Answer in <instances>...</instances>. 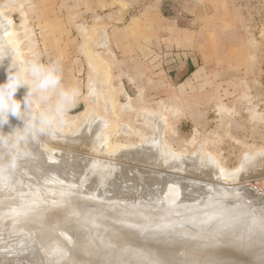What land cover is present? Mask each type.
<instances>
[{"label":"rangeland","instance_id":"374dc122","mask_svg":"<svg viewBox=\"0 0 264 264\" xmlns=\"http://www.w3.org/2000/svg\"><path fill=\"white\" fill-rule=\"evenodd\" d=\"M151 1L155 2L157 0ZM111 5L110 8L112 9L94 12L88 10L89 6L85 0H0V14H2V16L0 15V22L4 23L0 25V32L3 34V30H8L12 39L15 38L12 55L16 59L22 56L21 59L18 58L21 60L19 63H23L22 65H26L33 59L42 64L58 62L62 73V85L66 88L78 90V95L66 106L62 116L55 122L54 128L56 127L57 130L50 129L54 134L59 133L58 136L68 137L69 142H65L64 137L65 141L63 142V139L59 140L53 136L47 135V137L40 134H36L34 138L39 137V141L41 136L44 139L39 141L40 144L44 145L46 140L44 146L51 148L50 145H54L52 146L53 150L50 149V151L55 152L57 149L60 154L56 153L54 156L68 158L69 160H73L71 158L78 156V153L86 155V158L88 156L103 158L104 160L112 158L109 161H113L115 157H118L117 155H120V152H123L124 155L132 154L131 156L135 155L139 161L143 160L144 162H140L139 167H145L151 165L152 162L146 160L145 157L142 158V156L150 150L151 152L149 151L146 157L154 154L151 157L155 158L153 159L156 160L154 164H157L158 168L153 163L152 165L155 167L145 168L154 169L153 171L156 170L157 173V170H159L162 174L165 173L167 179L170 177L167 174L172 175L174 180L169 178L172 183L176 179H178L177 181L181 179L185 181L196 180L198 183L205 182L209 186L210 182L211 187L206 186V188L215 189L222 186L224 189L221 190H224V194H226L225 187L229 185V188L226 189L228 190L234 186L235 190L242 189V199L239 200L240 202L237 201L239 203H235L236 199L240 198L227 200L231 197L226 196L227 199L217 197L216 200L220 198L221 200L216 201L213 200V198H216L213 194L215 197H212V203L206 206L207 200L203 199L206 202V204L203 203L205 207L201 208L199 212L193 213L195 214L193 218L196 217V220L193 219L188 222L186 221L189 214H182L177 218H174L171 214V217L160 220L163 217L161 214H157V217H161L157 219L155 216L149 217L142 210L136 211L139 221L137 219L135 221V218H132V220L127 218L126 214L119 213L114 205V202L118 199L114 198L115 201L112 202V195H104L106 198L102 196V198L99 197L101 201H97V195L92 194V197H87L83 195L82 189H80L81 193L76 187L71 191L64 192L65 186L63 183H57L58 185L52 189L56 192L46 187L44 190V188H40L39 184L37 187L30 183L23 194L27 195L35 189L44 191L45 194H48L49 190L50 193H53L47 196L41 195L31 202H23L21 198L12 201L4 198V200L0 199V230L2 232L5 230V233L0 234V248L3 247L2 245L5 244L6 240H10L11 243H17L20 240L22 242L26 241L23 247L26 248L28 244H32V252H35V249L43 251L41 256L33 259L35 264H40L43 260L56 261V259L60 264H147L146 260L149 264H189L190 261L193 262L192 264H205L207 259L184 260V258L191 256L194 258L195 255H199L196 252H204L201 256L203 254L208 257L213 256V260L216 254L223 255V253H226L227 255L220 258L224 262L229 261L226 259L230 258L236 264H264V166L261 167L260 165L261 170H263L261 171L258 165L259 160L255 159L258 164H255L257 162L253 164L254 169H259L260 171L257 170L259 174L254 169H250L253 168V165L246 169L249 170L248 172L243 170L244 168L240 169V165L243 164V161H241L242 156L243 159L245 158V150L256 147L258 150L255 148L254 150L260 152L259 149L264 148V0H163L162 5L158 6L160 13L165 17L180 16V19L182 17L180 26L183 25L182 21L187 18L191 19V25L187 27L195 30V32L202 26H208L209 33L204 38L203 44L200 45L201 49L198 50V53L197 51L179 48L176 45L170 46L162 42L152 41L154 36L153 26L146 20V13L140 11L142 6L118 1H112ZM118 7L120 10H116ZM8 23H11V25L9 26ZM184 27L186 26L184 25ZM162 38L163 34H159L160 41ZM3 41L1 39L0 42L3 44ZM2 46H0L1 51L5 49L6 44L4 43ZM18 50L19 53L16 52ZM190 56L193 58L196 67L203 68L198 81L193 80V84H199L200 90L198 89V93L202 95L203 105L199 109L194 108L193 111L189 108L191 105L182 106L176 101L168 100L170 86L181 82L190 71L188 66ZM90 83L93 86L92 90L89 88ZM89 91H94L96 94L89 93ZM110 91L112 92L110 93ZM16 96L18 97V94ZM107 97L113 101H110ZM37 101L39 103L38 107L36 108L33 105V111L34 107L37 112L39 110L43 111V109H51L54 107L51 106V101H56V96L53 95L47 101H40L39 99ZM124 104H128L129 108L122 109ZM111 106H114L113 109ZM187 107L188 109H186ZM113 110L118 113L117 116ZM188 110L191 111L190 115L185 114ZM146 111H149V116ZM253 112L258 116L254 117ZM12 116L13 114L9 113L10 119ZM24 116L20 119L15 118L14 115V119L18 118L19 124L13 120L18 126L20 125V129H22V126L24 127V125H21V123L24 124L22 119H27L26 113ZM83 116L85 118L79 122ZM114 119L117 123H122L120 124V130L114 135V139L116 143L119 142L118 147L127 148L119 147L120 152L117 151L119 153L114 155L115 157L113 154H109H115V150V152L101 150L103 141L100 142V148V145L96 146L100 144L97 139L99 141L103 140L99 134V130H102L100 125L102 124L104 127V124L106 126ZM76 125L79 127L78 131L81 132H77L78 127ZM97 126L98 130H96ZM74 128L76 129L74 130ZM122 130L125 133L132 132L135 134H124ZM69 134L73 135L70 136ZM152 136L153 138H151ZM144 137L146 141L150 138L152 140L150 142L154 143L150 145L144 143ZM34 138L32 139L35 140ZM45 138L50 141L48 142ZM71 139H79L80 142L79 140L78 142L76 140L70 142ZM157 139L166 142L173 151L184 156H179L180 161L175 158L171 159L174 161L173 164L168 159L167 163L164 164H171L169 166L163 163L159 165L158 163L161 161L160 153H156L158 151L154 146H151L156 144ZM84 140L91 144L84 143ZM38 141L35 140L37 143ZM93 143L97 144L94 145ZM92 145L94 148L95 146L98 148L93 150ZM199 146L210 153L206 155L204 152L206 156H203L211 164L208 165L205 160L198 161L194 159L193 153ZM53 147H55V150ZM138 147L141 149L139 150ZM146 148L150 149L147 150ZM59 149L63 152L65 150V153H60L61 150L59 151ZM76 150L80 151L77 152ZM66 151H70L71 154L75 153V155H72L74 157L69 153L68 156ZM94 151L98 152V155ZM261 152V155H264V149ZM155 153L159 157L155 156ZM102 155L105 157H102ZM123 156L119 157L122 158ZM126 157L124 156L125 160L128 159L127 161L121 159V162H119L120 158L114 161L124 165L131 163L130 167L138 165L135 164L136 162L139 163L138 161H132V157L128 158V155ZM209 159H212V161ZM214 159L219 166L213 161ZM133 160H136V158H133ZM203 161L206 163H203L204 166L202 165ZM240 162L242 164L237 168ZM141 163H147L148 165H141ZM186 163L195 164L192 166L194 171L200 165L201 168L198 169L202 171L204 168L205 171L207 170L206 174H208L209 169H211L210 173H215V170L221 167L227 170V173L237 168L238 172L245 171L249 174L250 171H253L257 176H253L250 172L251 177L240 178L241 182L244 181L243 186L245 187H243L241 182L237 183L240 181L239 176H235L237 171L228 174L231 179L225 176V181H228L224 182L223 180L222 183L220 178L224 179V177L220 176L218 179V176H216L219 175L220 170L217 174L215 173L214 178L210 174L207 175L210 176L209 178L203 174L204 170L201 172L196 169L199 172L197 174L201 173L200 175H202L199 177L200 175L198 176L195 174L196 172H192V169L188 168L189 165H185ZM213 164L214 166L207 169V165ZM172 165L176 167L182 165L180 169L184 174H181L179 169L176 171L177 168L175 167H173V170ZM159 166L171 167L166 169ZM184 166L186 169H183ZM214 167L215 170L212 169ZM127 170L130 171V169ZM187 170H190L195 176H192ZM241 172L238 173L240 176L243 173ZM248 174H244V176H248ZM232 176L239 180L235 178L237 180L235 181ZM62 177H66V175L63 174ZM181 181L177 182L178 184L174 183L176 185L180 183L181 185L184 182ZM49 182H45L46 185H50L47 186L48 188H51L53 184L55 185L53 180ZM156 182H159V184L152 191L159 194L160 189L162 192L161 176H157ZM146 184L144 183V188H139L143 192H140L141 195L145 196V205L142 206L143 198L140 200L142 203L137 204L134 201V204L136 203L135 205H140L139 207L142 208L148 204L150 205L152 199L155 198V205L152 202L150 206L154 205V208L157 205L160 206L161 201L163 202L164 197L167 195L163 192L161 196L147 194L146 192H149L148 188L151 187L148 184L145 187ZM218 184L219 186H217ZM237 184H241L242 187ZM212 185L216 186L212 188ZM248 187L250 188L248 189ZM254 187L257 189L255 190ZM201 188V185L197 186V190ZM144 189L146 190L144 191ZM238 191L236 194L240 195L241 190ZM153 192H151L152 195ZM223 192L221 193L223 194ZM230 192L234 194L236 191ZM221 193L216 194L221 195ZM199 195L203 196V193L198 192L195 194V196ZM243 195H245L244 198ZM107 197L111 201V205L102 202V200L107 201ZM200 199L195 201H201ZM223 200L227 202H225L226 204L232 201V204H228L230 208L224 207L229 211L226 212V218L233 215H227L228 213L234 212L238 219H233L235 223L227 227L228 229L224 228V231L215 234L220 223L219 220L217 222L214 220L217 215L216 208L225 204H223ZM123 202L126 203L127 201ZM131 202L128 201V203ZM29 203H32L33 206H29ZM115 204L117 205V203ZM199 205L201 204L199 203ZM196 209L198 210V206H196ZM238 209L243 210L241 211L243 214L239 213ZM110 211L114 214H111ZM238 216L241 217L242 223L235 221L240 219ZM185 217L186 220L181 219ZM222 217L225 218V214ZM180 219L184 222H181ZM177 220L180 222H176ZM226 220L228 222L229 218ZM229 221L230 223L233 222L231 219ZM27 224L32 225L31 227H35L38 231H33L30 234L31 236L23 235L25 232H22L30 228V226L25 227ZM11 233L15 234L17 238ZM6 234L8 236L5 237ZM7 237L10 239H7ZM147 242L154 244L151 246L155 250L157 247H161L155 252L147 251L146 253L144 250H140L139 247L141 243ZM169 247H176L185 256H180L182 258L180 260L174 257L167 258L171 255L161 254L167 252ZM4 249L2 248L0 257L9 254L3 253ZM60 255L61 257L58 259ZM22 257L20 254L15 255L14 258L0 264H15L22 261ZM213 263L215 262L211 264Z\"/></svg>","mask_w":264,"mask_h":264},{"label":"bare ground","instance_id":"6f19581e","mask_svg":"<svg viewBox=\"0 0 264 264\" xmlns=\"http://www.w3.org/2000/svg\"><path fill=\"white\" fill-rule=\"evenodd\" d=\"M1 16H2V14H0ZM1 16H0V18H1ZM3 22H0V25L2 24ZM24 23V22H23ZM4 24V23H3ZM9 24V26L11 25V23H8ZM7 24V25H8ZM6 25V26H7ZM9 26H8V28H9ZM11 30V29H10ZM4 32H3V34H2V32H0V41H1V39L2 40H4L3 41V44L5 43L6 44V46H4V48L5 49H3L2 51L0 50V84H4V83H6L7 82V79H8V76L10 75V74H13V73H15V71L23 64V63H19V62H21V60H19L18 58H20V56L19 57H17V59L12 55V50H13V47H15V38H13L14 39V41H13V39H12V37H11V35H10V31L8 32V30H3ZM15 35V34H14ZM14 35H13V37H14ZM17 42V41H16ZM1 44H0V46H2L3 44H2V42H0ZM3 47V46H2ZM18 47V46H17ZM0 49H1V47H0ZM7 51V52H6ZM17 53H19V50L18 51H16ZM14 55H16L15 53H13ZM21 58H22V56H21ZM20 58V59H21ZM12 67H11V66ZM9 67V68H8ZM94 80V79H93ZM92 83H90V85H91ZM89 85V88L91 89V88H93V86L91 87ZM92 90V89H91ZM94 90V89H93ZM95 91V90H94ZM94 91H91L92 93H94V94H96V92H94ZM113 91V90H112ZM112 91H110V93L112 92ZM27 92H28V87H27V85H20V86H18L17 87V90L15 91V93L13 94V96H14V99H16L17 101H19L20 102V105H21V109L23 110V108L25 107V103H24V98H25V96L27 95ZM90 91H89V93H91ZM109 93V95H111ZM16 94H18V97L16 96ZM108 95V96H109ZM114 95V94H113ZM112 95V96H113ZM20 96H22V97H20ZM98 97V96H97ZM108 98V97H107ZM109 99V98H108ZM110 101H113V100H111V99H109ZM109 101V102H110ZM55 102L56 101H54V102H52L51 101V106H54L55 105ZM54 103V104H53ZM112 103H115V102H112ZM38 101H37V99L35 100V102H34V106L37 108L38 107ZM50 104V103H49ZM116 104V103H115ZM113 105V104H112ZM110 106V105H109ZM34 107V111H35V108ZM112 107V106H111ZM110 107V108H111ZM114 107V106H113ZM113 107H112V109H113ZM125 107H128V104H124L123 106H122V109L123 108H125ZM33 108V107H32ZM129 108V107H128ZM44 110H48V109H43V111ZM91 110H93V109H91ZM90 110V111H91ZM40 111V110H39ZM35 112H37V109H36V111ZM95 112V111H94ZM113 112L116 114V116L118 115V113H116V111H114L113 110ZM147 112V111H146ZM149 112V111H148ZM148 112L146 113L147 115H148ZM178 112V111H177ZM151 113V112H150ZM149 113V114H150ZM254 114H253V116L255 117L257 114L255 113V112H253ZM11 114V113H10ZM24 116V115H23ZM22 116V117H23ZM115 116V115H114ZM116 116H115V118H116ZM149 116V115H148ZM258 116V115H257ZM10 117H11V115H10ZM10 117H9V114H8V121H7V123H5V124H3V125H0V136H5V137H7L8 138V144L7 145H5V146H0V165H7L10 161H12L13 159H15V167L13 168V169H10L8 172H7V178L6 179H4V180H0V199L2 198H4L5 200H9V201H12V200H19V198H21V200L23 201V202H25V201H28V202H31V201H34V199L36 198H39L41 195H45V196H47V195H51L53 192L52 191H54V190H52V189H54L55 188V186H57L58 184L57 183H63V185L65 186V189H64V192H68V191H71V190H73V189H75V187H76V189L78 188L79 190L80 189H82L83 190V195H85V196H87V197H92V194H94V195H97L96 197H97V201H99L100 199H99V197L100 198H102V196L104 197V195H112L113 196V199L111 200L112 202H114L115 200H114V198H116V199H118V201H120L119 203H118V201H115L114 202V205L116 206V208H117V210L119 211V213H122V214H126L127 216V218H135V221H136V219H137V217H138V215H137V210H142V212H145V214L146 215H148L149 217H152V216H155V217H157V214L158 215H162L163 217H162V219H160L159 217H157V219L159 218L160 220H165L164 218H168V217H171V216H173L174 218L176 217H180L182 214H189V216H188V220L186 221V222H188V221H192L193 219L194 220H196L195 218H193V216H195V214H193V213H195L196 211H200V209L201 208H203V207H205L204 205H203V203L205 202V200H207V204H206V202H205V204H206V206L207 205H209L210 203H212V201L215 199H218L217 197H223V199H227L228 197H231V198H229V199H227V200H235L236 198H240V199H236V202L235 203H239L240 201L239 200H241L242 199V197H241V195L243 194L242 192V189H237V190H235V188H234V186L232 187V186H230V187H232L231 189H228V190H230V191H233V192H235L234 194H232V192H230V191H228V190H226L227 188H229V185H228V187H225L226 189H225V193L226 194H224V190H221V189H224L222 186H220V190L217 188H213L214 186H216V185H212V188L213 189H211V188H206V186H207V184L205 183V182H202V183H204L205 185H203L202 183H198L196 180H183V179H181V178H179V179H181L182 181H184V182H182L181 180H179V181H177L178 179H176V181H173V183H172V181L171 180H174V178H172V175H170V174H167V172H166V174H167V176H170V177H168V179L169 178H171V180L169 179H167V177H165V173L164 174H162L161 172H159V170H157L158 171V173L156 172V170L155 171H153L154 169H152V170H149V169H147V168H145V167H157V164L155 165L154 163H156L155 161L156 160H153V159H155V158H153V157H151V156H153V155H148L147 157H146V155H147V153H149V151L147 152L145 149V156L143 155L142 156V158H144L145 157V159L146 160H150V162H152L153 163V165H155V166H153L152 165V163H150L151 165H149V166H145V167H139V164H140V162H144L143 160H141V161H139V159H138V157H135V155L134 156H131L132 154H127L128 155V158H131L132 159V161H138L139 163H135V164H138L137 166L136 165H133V166H131L130 167V164L128 165V164H123V163H119V162H121V159L122 160H124V161H127V160H125L127 157V155H124V153L122 154L121 152H120V149H119V147H121V148H124L123 146H119L118 147V145H119V142L118 143H116V141H115V139H114V135H116L117 133H118V131L120 130V124H122V123H117L116 122V119H114V121H112V122H110V123H106L107 125L105 126V124H104V127H103V125L101 124L100 125V128L102 129V130H99V134L101 135V137L103 138V140H101V141H99L98 139H97V141L100 143H102V141H103V146H102V148H101V150H108L109 152H110V150H111V152L112 151H114L115 152V154L114 153H109V154H113V156L114 155H117V153H119L120 152V155H117L118 157L116 158L115 156V158L113 159V161H109L110 159H112V158H110V159H107V160H104L103 158L102 159H100V158H96V157H91V156H88V158H86V155H81V154H78L77 153V155L78 156H72V155H75V153H72L71 154V152L69 151V152H67V154L69 153V154H71V156L72 157H74V158H71V159H73V160H69L68 158H62V157H59V158H57V156H54V154L56 155V153H58L59 154V152H57V149H56V151L55 152H52V151H50V149H52V146H54V145H50L51 146V148H49V146H44V145H46V140H45V144L44 145H42V144H40V140H42L43 141V139L44 138H42L41 136H40V140L38 141V139H39V137H37L36 136V138H34V137H32L31 135L30 136H28L26 139H24V140H17V138L18 137H20V136H22L24 133H23V126H22V129H20L21 127H20V125L18 126V124H19V121H17V119L19 118H17V119H14V115L12 116V118L10 119ZM17 116H15V118H16ZM21 117V118H22ZM96 117V116H95ZM94 117V118H95ZM158 117V116H157ZM162 118H163V116H161ZM161 117H160V119H161ZM20 118V119H21ZM24 118H26L25 116H24ZM83 118H85V116H83L82 118H81V120H79V122L80 121H82V119ZM88 118V117H87ZM98 118V117H97ZM16 121V123H18V124H16L15 123V121ZM19 119V120H20ZM159 119V118H158ZM164 119V118H163ZM26 120V119H25ZM87 120V119H86ZM98 120V119H97ZM153 120V119H152ZM21 121V120H20ZM24 120L22 119V122H23ZM159 121H161V120H159ZM72 122V121H71ZM78 122V123H79ZM85 122V121H84ZM101 122H102V120H101ZM104 122V121H103ZM83 123V122H82ZM81 123V125H83ZM162 123V122H161ZM164 123V122H163ZM21 125H24V124H22L21 123ZM99 125V124H98ZM112 125H113V127H112ZM157 125H158V123H157ZM164 125H167V124H164ZM77 127H78V125H76ZM20 127V128H19ZM127 127V126H126ZM125 127V128H126ZM156 127V126H155ZM164 127H166V126H164ZM163 127V128H164ZM168 127V126H167ZM81 128V127H80ZM97 129L96 130H98V126L96 127ZM123 128H124V126H123ZM128 128V127H127ZM159 128H162V127H159ZM158 128V129H159ZM54 129H56V127L54 128L53 127V130ZM60 129V128H59ZM76 128H74V130H75ZM78 129H79V127L77 128V132H81V131H78ZM129 129V128H128ZM128 129H127V131H128ZM57 130V129H56ZM125 130V129H124ZM124 130H122L123 132H124ZM61 131V130H60ZM129 131H131V130H129ZM161 131H162V129H161ZM55 132V131H54ZM76 132V133H77ZM138 132V131H137ZM136 132V133H137ZM96 133H98V132H96ZM102 133V134H101ZM128 134H131L132 132H127ZM127 133H125L124 132V134H127ZM59 134V133H58ZM58 134H54L52 131H50V130H47L44 134H40V135H45V136H53V137H55V138H57V139H59V140H61V139H63V137L64 136H62V135H59L58 136ZM77 134H79V133H77ZM132 134H135V133H132ZM39 135V134H38ZM65 135V134H64ZM70 136H72L71 134H69ZM75 135V134H74ZM103 135V136H102ZM104 135H106L105 137H104ZM45 136H43V137H45ZM47 136V137H48ZM161 136H162V133H161ZM95 137H96V134H95ZM94 137V138H95ZM141 137V136H140ZM155 137V136H154ZM32 138H34L36 141H38V143L37 142H35V140H33ZM42 138V139H41ZM65 139H66V141H65V139H63V142L65 141V142H69V140L67 139L68 137H64ZM72 138V137H71ZM74 138V137H73ZM97 138V137H96ZM96 138H95V140H96ZM99 138V137H98ZM142 139H143V137H141ZM151 138H153V136L151 137ZM162 138V137H161ZM45 139H47L48 140V138H45ZM149 139V140H148ZM147 139V141H149V142H147L146 140H145V137H144V143H146V144H148V145H150V144H153L154 142H150V138H148ZM155 139V138H154ZM76 139H71L70 140V142H74ZM79 140V139H78ZM78 140H76L77 142H78ZM41 141V142H42ZM50 140H48V142H49ZM87 141V140H86ZM85 140H84V143H86V144H91V143H89V142H86ZM89 141V140H88ZM152 141V140H151ZM79 142H80V140H79ZM96 142V141H95ZM97 142V143H98ZM51 143V142H50ZM97 143H93L94 145L95 144H97ZM101 143L100 144H97L96 146H99V148L101 147ZM142 143V142H141ZM82 144V143H81ZM121 145V144H120ZM131 145H133V144H131ZM57 146V145H56ZM59 146V145H58ZM95 146V148L93 147V145H92V147H93V150L94 149H97L98 147H96ZM135 146V145H134ZM151 146H154L155 147V149H156V151H158V152H156V153H160L159 155H160V158H161V161L158 163L159 165L161 164V163H167V161H168V159H169V161L171 160V159H173V158H175L176 160L178 159H180L179 158V156L181 155L179 152H176V151H173L170 147H169V145H167V143L166 142H164V141H162L161 139H157L156 140V144L155 145H151ZM150 146V147H151ZM250 146V145H249ZM61 147V146H60ZM59 147V148H60ZM89 147L91 148V146L89 145ZM130 147V146H129ZM144 147H146V146H144ZM261 147H263V146H261ZM261 147H259V148H261ZM54 148V150H55V147H53ZM63 148V147H62ZM65 148V147H64ZM132 148H133V146H132ZM139 148V147H138ZM255 149H256V147H254ZM254 148H248L247 150H245L246 152H245V155H244V159H243V156H242V159H241V161H243V164L240 162L239 164H238V166H237V168L239 167V165L240 164H242V165H240V169H242V168H244L243 170H246V169H248L249 167H251L255 162H257V161H255V159H257V160H259V164H258V162L257 163H255V164H258L259 165V168H260V165H261V167L262 166H264V163H263V165H262V160L264 159V155H261L262 154V150L264 149H259L260 150V152L259 151H255L254 150ZM69 149V148H68ZM75 149V148H74ZM124 149H127V148H124ZM130 149V148H129ZM141 148H139V150H140ZM147 150L148 149H150V148H146ZM152 149V148H151ZM53 150V149H52ZM61 149H59V151H60ZM71 150V149H70ZM73 150V149H72ZM100 150V149H99ZM256 150H258V148L256 149ZM77 152H79L78 150H76ZM98 151V150H97ZM117 151H119V152H117ZM122 151V150H121ZM127 151V150H126ZM129 151V150H128ZM127 151V152H128ZM142 151V150H141ZM63 152V150H61L60 151V153H62ZM97 155H98V152H100V151H98V152H96V151H94ZM130 152V151H129ZM138 152V151H137ZM151 152V151H150ZM195 153H193L194 155H193V157H194V159H197L198 161L200 160V161H202V160H205V161H207L206 160V158L204 157V156H206V155H209L210 153H207L206 151H204V148L203 147H201V146H199L197 149H196V151H194ZM204 152H205V154L206 155H204ZM254 152V153H253ZM259 152V153H258ZM63 153H65V150H64V152ZM81 153V152H80ZM87 153V152H86ZM138 153H141V152H138ZM156 153H155V156H158V155H156ZM244 153V152H243ZM57 154V155H58ZM66 154V155H67ZM69 154H68V156H69ZM85 154V153H84ZM87 154H89V153H87ZM92 154V153H91ZM108 154V155H109ZM122 154V155H121ZM151 154V153H150ZM192 154V153H191ZM264 154V153H263ZM60 155V154H59ZM65 155V154H64ZM64 155H62L63 157H64ZM81 155V156H80ZM94 155V154H93ZM105 155H107L106 153H105ZM126 157V158H124V156ZM204 155V156H203ZM212 155V154H211ZM210 155V157H212ZM243 155V154H242ZM259 155H261L260 157H259ZM94 156H96V155H94ZM104 155H102V157H103ZM109 156H111L112 157V155H109ZM108 156V157H109ZM119 156H123L122 158L121 157H119ZM181 156H184V155H181ZM67 157V156H66ZM105 157V156H104ZM159 157V156H158ZM204 157V158H203ZM207 157H209V156H207ZM255 157H257V158H255ZM61 158V159H60ZM118 158H120V160H119V162H117V163H115V159H117L118 160ZM124 158V159H123ZM133 158H136V160H133ZM141 158V157H140ZM141 158V159H142ZM147 158H150V159H147ZM258 158H261V159H258ZM138 159V160H137ZM156 159H158V158H156ZM213 159V158H212ZM212 159H209L210 161H212ZM183 160V159H182ZM188 160V159H187ZM244 160H245V162H244ZM132 161H129V162H132ZM172 161V160H171ZM180 161V160H179ZM198 161H197V163H198ZM214 162H215V159L213 160ZM216 161H218L217 159H216ZM264 161V160H263ZM146 162V161H145ZM158 162V161H157ZM173 162L174 161H172L171 163L173 164ZM208 162V161H207ZM147 163H149V162H147ZM145 164V163H141V165H148V164ZM203 163H204V161L202 162V165H203ZM216 163V165L217 166H219L218 164H217V162H215ZM199 164V163H198ZM201 164V163H200ZM204 164H206V163H204ZM208 165L209 164H211V163H207ZM162 165V164H161ZM164 165H166V166H169V165H171V164H169V165H167V164H164ZM174 165H176L175 163H174ZM174 165H172V167L171 168H173V167H175V168H177L176 169V171L179 169V171L181 172V174H184V173H182L183 171H181L182 169H180V166H182V165H180V166H178V167H176V166H174ZM186 166L187 165H189V167L188 168H190V170L192 169V166L193 165H195V164H193V165H191V164H185ZM191 165V166H190ZM207 165V169H209V168H211V166H214V164L213 165H210V166H208ZM166 166L164 167V168H166ZM204 166V165H203ZM255 166H257V165H255ZM121 167H129V168H121ZM159 167H162V166H159ZM162 167V168H163ZM170 167H167L168 169H170ZM185 167V166H184ZM199 167H200V165H199ZM198 167V168H199ZM216 167V166H215ZM215 167L214 168H212L213 170H215ZM253 168H250V169H254V165L252 166ZM158 168V167H157ZM166 168V169H167ZM198 168H195V171H194V168L191 170L192 172L194 171V173L196 174V175H200V174H197V172L200 170L201 171V169H198ZM201 168V167H200ZM235 168V167H234ZM237 168L234 170V169H232V171L234 172V171H237V172H235L234 174H235V176H239V179L240 178H244V177H251L252 175L253 176H257V175H255V173H253V171H250L251 173H252V175L250 176L249 174H250V172H249V174L248 173H246V172H248L249 170H246V172L244 173L243 171V173L246 175V174H248V176H244V174L242 173V175L240 176V174H238V173H240V172H238L239 170H237ZM257 168H258V166H257ZM264 168V167H263ZM127 169H130V171L129 170H127ZM151 169V168H150ZM156 169V168H155ZM183 169H186V167L185 168H183ZM196 169H198V171L196 170ZM256 169V168H255ZM254 169V171L256 172L257 170H259V169H256L255 170ZM173 170H174V168H173ZM190 170L188 171L187 170V172L189 173L190 172ZM204 170V171H203ZM220 170V171H219ZM260 170H261V168H260ZM259 170V171H260ZM264 170V169H263ZM263 170H261V171H263ZM186 171V170H185ZM184 171V172H185ZM202 171H203V174H205L204 176L205 177H209L210 178V176H212V178H214V175H215V173L217 174L218 173V171H219V175H216V176H218L217 178L219 179V177L221 176V177H224V179H222V178H220L221 179V182L224 180V182H226V181H228V180H226L225 181V179H226V177L229 179H231V176L230 175H228V174H231L232 173V171H230V170H228V171H230V173H227V170H225V169H223V168H221V167H219L217 170H215V173H213V172H211L210 173V171H211V169H209V172H207L208 174H206V171H205V169L203 168L202 169ZM201 171V172H202ZM217 171V172H216ZM259 171H257L258 173L257 174H259ZM128 173H130V174H128ZM178 173V172H177ZM192 174L191 172H190V174L192 175V176H195V174ZM199 173V172H198ZM212 173H213V175H212ZM260 173H262V172H260ZM63 174H65L66 175V177H62L63 176ZM186 174V173H185ZM210 174V176H207V175H209ZM233 174V173H232ZM189 175V174H188ZM132 178H131V177ZM157 176H161V187H162V192H163V194H166L167 196L166 197H164V201L162 202L161 201V198H160V201H161V205L160 206H158L157 205V207L156 208H154L153 206L155 205V203H154V200H155V198L154 199H152L153 201V204L154 205H152V207L150 206L151 205V203H150V205L148 204V205H146L145 207H139L140 205H135L136 203L137 204H140V203H142V201L140 202V200L143 198L144 200H143V205L142 206H144L145 204V196L143 197V195H141V193H143V192H141L142 190H140L139 188H141V187H143L144 188V183H147L148 184V186L149 187H151V188H148V190H149V192H146L147 194H149V195H151V196H154V195H156L157 196V194H158V192L157 193H155V192H153L152 190H153V188H155V186L157 185V184H159V182H156L155 183V181H156V178H157ZM202 175H200L199 177H201ZM215 176V177H216ZM226 176V177H225ZM243 176V177H242ZM165 177V178H164ZM173 177H175V175H173ZM176 178H178V176H176ZM232 178L233 179H235L236 177H234V176H232ZM248 178H246V179H248ZM264 178V177H263ZM232 179V180H233ZM237 180H239L238 178H236ZM235 179V181H237ZM251 179V178H250ZM262 179V178H261ZM51 180H53L54 181V183H55V185L53 184V186L51 187V188H48L47 186H50L49 184L48 185H46L45 184V182H49V181H51ZM243 180V179H242ZM42 181H44V182H42ZM148 181V182H147ZM182 182L181 183V185H180V183H179V185H176V183L177 182ZM204 181H206V180H204ZM246 181H249V180H246ZM174 182H176V183H174ZM218 182V181H217ZM220 182V183H221ZM230 182V181H229ZM241 182V179H240V181L239 182H237L238 184ZM243 182L244 181H242L241 182V184H242V186H243ZM30 183H32V185H34V186H37L38 187V184L40 185V188H44V190H45V187L47 188V189H50V190H52L51 192L52 193H50V190H49V192H48V194H45L44 193V191L42 192V191H40V190H38V189H35V191H33V192H30L29 194H27V195H25V194H23L24 193V191L25 190H27L28 189V186L30 185ZM36 183H37V185H36ZM50 183V182H49ZM53 183V182H52ZM212 183V182H211ZM214 183V182H213ZM216 183V182H215ZM223 183V182H222ZM221 183V184H222ZM246 183V182H245ZM245 183H244V185H245ZM147 184L145 185V187H147ZM175 184V185H174ZM178 184V183H177ZM217 184V183H216ZM235 184V183H234ZM237 184V185H238ZM240 184V185H241ZM52 185V184H51ZM199 185H201L202 186V188L201 189H199V190H197V186H199ZM209 186L211 185L210 184V182H209V184H208ZM240 185H238V186H240ZM248 185V184H247ZM251 185V184H250ZM254 185H255V183H254ZM66 186H67V188H66ZM209 186H207V187H209ZM217 186H219V184L217 185ZM227 186V185H226ZM242 186H240V187H242ZM69 187V188H68ZM158 187V186H157ZM156 187V188H157ZM211 187V186H210ZM222 187V188H221ZM236 187V186H235ZM243 187H245V186H243ZM91 188V190H89ZM234 188V189H233ZM250 187H248V189H249ZM255 188V187H254ZM46 189V190H47ZM77 189V190H78ZM84 189H86V190H84ZM210 189V190H209ZM257 188H255V190H256ZM43 190V189H42ZM146 189H144V191H145ZM159 190V189H158ZM215 191V192H212V191ZM238 190H241L240 191V195H238V194H236L237 192H239ZM48 191V190H47ZM217 191H219V192H217ZM46 192V191H45ZM54 192H56V191H54ZM76 192V191H75ZM80 192H81V190H80ZM141 192V193H140ZM151 192H153V195H152V193ZM161 189H160V193L158 194V196L160 195L161 196ZM198 192H202L203 193V196L202 195H199V196H195V194H197ZM221 192H223V194L221 193ZM229 192V194H227ZM77 193V192H76ZM82 193V192H81ZM145 193V192H144ZM145 193V194H146ZM155 193V194H154ZM216 193H221V195L220 194H216ZM78 194V193H77ZM162 194V195H163ZM213 194L216 196V198H213V200H212V197H215V196H213ZM258 194V193H257ZM141 195V196H140ZM223 195V196H222ZM260 195H262V194H260ZM112 196H111V198H112ZM147 196V195H146ZM201 196V197H200ZM226 196H228V197H226ZM233 196H234V198H233ZM235 196H237V197H235ZM239 196V197H238ZM246 196H248L247 194H246ZM150 197V196H149ZM201 198L200 200L201 201H203V199H205L203 202H201V201H195V200H199V198ZM226 197V198H225ZM245 197V195H243V198ZM104 198H106V197H104ZM147 198V197H146ZM151 198V197H150ZM153 198V197H152ZM198 198V199H197ZM247 198V197H246ZM3 199V200H4ZM158 199V198H157ZM156 199V200H157ZM163 199V198H162ZM3 200H2V202H3ZM114 200V201H113ZM127 201L126 203H124L123 201ZM148 200H149V198H148ZM219 200H221V198L219 199ZM219 200H216V201H219ZM1 201V200H0ZM101 201V200H100ZM111 201L110 200H108V197H107V201H103L102 200V202H104L105 204L106 203H109V205H111ZM128 201L129 202H131V201H133V202H131V203H128ZM134 201L136 202L135 204H134ZM146 201H147V199H146ZM158 201V204H159V199L157 200ZM156 201V202H157ZM224 201V200H223ZM237 201H239V202H237ZM226 201H224L223 202V204L225 203ZM115 203H117V205L115 204ZM147 203H149V201H147ZM146 203V204H147ZM199 203L201 204V205H203V206H201V205H199ZM227 203V202H226ZM225 203V204H226ZM234 203V202H233ZM234 203V204H235ZM157 204V203H156ZM223 205V206H221V205H219L217 208H216V213H217V215L214 217V220L217 222L218 220H219V224H218V228H217V230L215 231V234L216 233H219V232H222V231H224V228H227V227H229L230 225H233V223H235L234 222V220L233 219H238L237 218V216H235L234 215V212L233 211H231V212H233V213H228L227 215H229V214H233V215H229L227 218H226V212L228 211V209H226V208H224V207H229L230 208V206L228 205V204H232V201H229L228 202V204H226V205ZM29 206H33L32 205V203H29ZM112 206H113V204H112ZM195 206V207H194ZM196 206H198V210L196 209ZM233 206V205H232ZM231 206V207H232ZM115 208V209H116ZM260 208H262V207H260ZM264 208V207H263ZM31 209H34V208H31ZM213 210H215V209H213ZM261 210H263V209H261ZM157 211H158V213H157ZM239 213L241 212V211H243V210H237ZM210 212H212V211H210ZM229 212V211H228ZM110 213L111 214H114L113 212H111L110 211ZM119 213H117V214H119ZM236 213V215H238V213L237 212H235ZM242 213V212H241ZM116 214V215H117ZM144 214V215H145ZM172 214V215H171ZM225 214V218L224 217H222V215H224ZM243 214V213H242ZM171 215V216H170ZM240 215V214H239ZM199 216V215H198ZM234 216V217H233ZM27 217H29L28 215H27ZM123 218L125 217V216H122ZM143 217H145V216H143ZM192 217V218H191ZM240 219L239 220H235V221H240L241 223L243 222V221H241V217L240 216H238ZM141 218H142V216H141ZM229 218V220L231 219L233 222H231L230 223V221L228 220V222H227V220L226 219H228ZM58 219V218H57ZM130 219V220H131ZM132 219V220H133ZM146 219H148V218H146ZM181 219H184V220H186V217L185 218H181ZM181 219H180V221H181ZM138 221H139V219H137ZM143 220V219H142ZM179 220V219H178ZM176 221V222H180V221ZM181 222H184V221H181ZM226 222V223H225ZM128 222L126 221V224H127ZM238 223V222H237ZM130 224V223H129ZM136 224V223H135ZM155 224H157V223H155ZM28 226H30V228H29V230H25V231H23L22 233H24L23 235H29V236H31L30 234L34 231H38V229H36L35 227H31L32 225H26L25 227H28ZM162 226V225H161ZM231 227H233V226H231ZM1 228V227H0ZM222 229V230H221ZM228 229V228H227ZM230 229V228H229ZM3 230V229H2ZM5 230H3V232H4ZM1 230H0V234L1 233H3ZM11 232H13V231H11ZM5 233V232H4ZM15 233H17L16 231H15ZM12 235H14V237H16L17 238V236H15V234H13V233H11ZM4 235V234H3ZM3 235H1L2 237H4ZM6 236H8L7 234L5 235V237ZM4 237V238H5ZM9 237H12L11 235H9ZM9 237H7V239H10ZM4 238H3V240H4ZM13 238V237H12ZM11 238V240H13ZM17 241V240H16ZM1 242V241H0ZM13 242H14V240H13ZM5 244H3L2 246L3 247H1L0 248V253H1V250H2V248L4 249V248H6L7 250H5V251H3V253H9L8 255H6L5 257H0V263L1 262H6V261H9L10 259H12V258H14V256L15 255H22L23 257V259H21L22 261H20V262H17V263H15V264H35L34 263V261H33V259L35 258V257H38V256H41L42 254H43V251H41V250H39V249H35V252H32V248H33V246H32V244H28L27 246H26V248L25 247H23V245H25V243H26V241H19V242H17V243H11L10 242V240L9 241H5L4 242ZM11 244V246H9ZM151 245H154V244H152V243H141V245H140V247H139V249L140 250H144L146 253H147V251L148 252H151V251H153V252H155L156 250H158L159 249V247H161V246H159V247H157L156 248V250L154 249V247H152ZM21 247H23V248H21ZM164 247V246H163ZM164 248H166V247H164ZM29 249H31V250H29ZM64 251V250H63ZM196 253H198L199 255H195V257L193 258V256H191V257H187V258H184V260L186 261V260H198L197 258H199V259H201V260H203V259H207V263L205 262V264H211L212 262H215V263H213V264H236L235 263V261L234 260H230V258H227L226 260H229V261H227V262H224V261H221L220 260V258H223V255H227L226 253H223V255H221V254H216L215 255V258H214V260L212 259L213 258V256H210V257H208L207 255H205V254H203L202 256H201V254L202 253H204V252H202V253H200V252H196ZM161 254H167V255H171V256H168L167 258H172V257H174V258H177V259H182V258H180V256H185L184 254H182V252L179 250V249H177L176 247H169L168 249H167V252H165V253H161ZM201 256V257H200ZM61 257V255L60 256H58V259ZM74 257L76 258V256L74 255ZM142 259H144V258H142ZM74 260V259H73ZM146 260V259H145ZM184 262V261H183ZM146 263L147 264H149L148 263V261L146 260ZM193 262H191L190 261V263L189 264H192ZM40 264H60V262H58V260L56 259V261H50V260H43V262L42 263H40ZM100 264V263H99Z\"/></svg>","mask_w":264,"mask_h":264},{"label":"clouds","instance_id":"9594fccd","mask_svg":"<svg viewBox=\"0 0 264 264\" xmlns=\"http://www.w3.org/2000/svg\"><path fill=\"white\" fill-rule=\"evenodd\" d=\"M20 85H27L28 92L24 98L25 107L21 109L20 102L14 99L13 94ZM53 95L56 102L53 108L44 111H33L36 99L47 101ZM78 95L75 88H66L62 85V73L58 62L42 64L33 59L26 65H21L13 74L8 76L7 82L0 84V125L7 123L8 114L19 118L25 113L23 135L17 140H24L29 135L43 134L54 127L55 122L66 110V106ZM8 144V138L0 136V146ZM15 167V159L7 165H0V180L7 178V172Z\"/></svg>","mask_w":264,"mask_h":264},{"label":"crops","instance_id":"0c3cea01","mask_svg":"<svg viewBox=\"0 0 264 264\" xmlns=\"http://www.w3.org/2000/svg\"><path fill=\"white\" fill-rule=\"evenodd\" d=\"M89 6L90 11H104L110 8L112 1L124 2L126 4L140 5V11H144L148 20L153 26L154 36L152 37L156 43H164L170 46L176 45L179 48L189 49L198 53L201 49L200 45L203 44L204 38L208 35V26H202L197 32L189 29L187 26L191 25V19H184L183 25L180 26V16L165 17L160 13L158 6L163 0H157L155 2L150 0H85ZM113 6V5H111ZM115 6V5H114ZM161 7V6H160ZM120 10V8H116ZM125 11V10H124ZM184 25L186 27H184ZM159 34H163V38L159 40ZM206 42V41H205ZM190 71L184 76L181 82L176 85L170 86L168 91V100L176 101L182 106L191 105L189 108L193 111L194 108L199 109L202 107V95L198 93L199 84H193V80L198 81L203 72V68L196 67L193 58L190 56L188 61ZM200 90V89H199ZM206 98V97H205ZM205 100V99H204ZM188 109V107L186 108ZM191 111H187L185 114H191Z\"/></svg>","mask_w":264,"mask_h":264}]
</instances>
